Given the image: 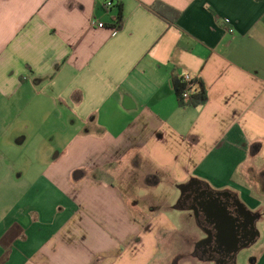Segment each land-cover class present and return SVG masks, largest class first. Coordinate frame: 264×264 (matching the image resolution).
Here are the masks:
<instances>
[{"label":"crops","instance_id":"0c3cea01","mask_svg":"<svg viewBox=\"0 0 264 264\" xmlns=\"http://www.w3.org/2000/svg\"><path fill=\"white\" fill-rule=\"evenodd\" d=\"M104 1L0 0V126L22 117L14 143L29 141L23 169L36 172L6 178L19 194L0 221V264H191L206 239L193 237L222 219L235 233L220 194L258 215L253 231L264 219V0ZM181 72L202 82L203 104L178 103ZM117 181L169 194L144 207ZM173 199L175 214L157 208ZM209 251L201 264H227Z\"/></svg>","mask_w":264,"mask_h":264},{"label":"rangeland","instance_id":"374dc122","mask_svg":"<svg viewBox=\"0 0 264 264\" xmlns=\"http://www.w3.org/2000/svg\"><path fill=\"white\" fill-rule=\"evenodd\" d=\"M6 110L7 109L4 107L3 112H5ZM8 110L10 111L9 118H11L13 116V112H11L12 109ZM25 131V125L23 124L22 117H20V120H18L17 123L10 125L9 128H3L2 126H0V221L1 218L5 215L8 208L10 207L12 200H14L19 194L18 193L13 198H11V193L9 192V185L8 183H6V178L9 179L13 176L16 178L18 174H20L21 170L25 171V177L32 175L34 176L36 173L34 171L29 173L25 169H23V167L27 168L28 165L33 166L34 163L33 156L28 155V153L31 154V148L27 147L29 141L27 140L26 142L20 145L14 143V136H20L21 134L25 133ZM23 149H25L24 152H18L22 151ZM11 159H14L15 161L18 159L15 164V167L9 166V161ZM37 164H39L40 166L42 165L41 162H37ZM116 185L123 190L126 196H128L130 194V191H132L133 193L143 197L142 206L144 207H148L151 201L154 202V199L152 197L153 193H158L159 197H164L166 194H169V190L164 187V184H160L158 186H139L136 184L132 186L130 190L127 188V186L118 181L116 182ZM174 202H176L175 199L171 200L168 206L162 207V204L156 206L157 208L160 207L161 212L173 215L177 212V210L170 208V206H172ZM256 229L259 233L258 239L255 241V243L244 247L237 252L234 264H253V261L260 254V251L264 249V219H259L256 222ZM200 237L203 238V236H196L193 238L197 239ZM192 255L193 258L191 264H201V262H199L198 260L200 257L199 253H193ZM179 264H190V260L182 258ZM208 264L215 263L208 262Z\"/></svg>","mask_w":264,"mask_h":264},{"label":"flooded vegetation","instance_id":"af4514ba","mask_svg":"<svg viewBox=\"0 0 264 264\" xmlns=\"http://www.w3.org/2000/svg\"><path fill=\"white\" fill-rule=\"evenodd\" d=\"M193 192H191L190 194L186 195L184 198H190ZM202 196L204 193H201ZM197 196V195H195ZM219 196H225L226 199H224L223 201H220V205L223 204V207H227L229 209H231V211L233 212V216L236 218V228L234 230V237L236 239V248H240L241 246L246 245L249 241H251L254 232L250 227V219L253 218L250 214L246 213V211L242 208V206L240 204H238V202L234 199V197L232 195H223L220 194ZM200 197V196H199ZM188 198V199H189ZM199 198L194 197V205L196 206V208H201L203 209V200H199ZM210 203V202H208ZM200 205V206H198ZM219 206V205H218ZM205 208L207 209L208 206H206L205 204ZM205 209V210H206ZM222 208H217V211H221ZM207 211V210H206ZM221 227H220V223H216L215 227L211 226L209 228V234L203 238H206L205 241H203L204 243H201L200 245H198L196 252L195 253H200V255L203 257V252H202V248L206 247V245H208V247L210 248L209 253L206 252L211 258L216 259V261L219 262L220 257H224L225 261L227 262V264H231L232 263V249L234 247V245L232 244L231 241L227 240V238L224 237V234L221 233ZM240 250V249H239Z\"/></svg>","mask_w":264,"mask_h":264},{"label":"trees","instance_id":"16d2710c","mask_svg":"<svg viewBox=\"0 0 264 264\" xmlns=\"http://www.w3.org/2000/svg\"><path fill=\"white\" fill-rule=\"evenodd\" d=\"M152 9L156 11L158 14L163 15V16H169V17H176L178 12L168 5L160 2V1H155L152 3ZM122 21V14H121V9L119 7L118 14L114 19V26L116 28L120 27ZM195 81L197 83V90L191 95L190 99L187 101H184L181 99V93H182V88H183V83L181 82L180 78H175L174 80V86H175V92L176 96L178 99V103L180 105H201L206 101V92L205 89L202 85V82L195 78Z\"/></svg>","mask_w":264,"mask_h":264},{"label":"built area","instance_id":"2783aa9c","mask_svg":"<svg viewBox=\"0 0 264 264\" xmlns=\"http://www.w3.org/2000/svg\"><path fill=\"white\" fill-rule=\"evenodd\" d=\"M114 6L115 2L113 0H105L103 3L104 8H111ZM91 23L94 25L96 24L98 27L105 26L103 22L95 23V21H92ZM230 31L232 30L230 29ZM177 77L180 78L181 82L183 83L181 99L187 101L190 99L191 95L197 90V83L195 81V77L191 76L187 72H181Z\"/></svg>","mask_w":264,"mask_h":264},{"label":"water","instance_id":"95a60500","mask_svg":"<svg viewBox=\"0 0 264 264\" xmlns=\"http://www.w3.org/2000/svg\"><path fill=\"white\" fill-rule=\"evenodd\" d=\"M177 188L180 190V192H182V190L184 188H186V186L185 185H178ZM239 204L241 206H243L241 203H239ZM247 212L253 217L250 219V227H251V229H254V219L256 218V216L258 217V215H253V213H251L250 211H247ZM226 220L227 219H222L220 221L221 222V228L223 229L222 231H224V237L227 238V240L231 241L232 244L234 245V247L232 249V255H231V257L234 258L236 256L238 249H240L242 246L240 248L235 247L236 239H235L234 234H233V226L231 225V222L229 224H227L228 221H226ZM230 225H231V227H230ZM253 232H254V235H253L251 241H249V242L254 241L255 238L259 236L257 229H255Z\"/></svg>","mask_w":264,"mask_h":264}]
</instances>
